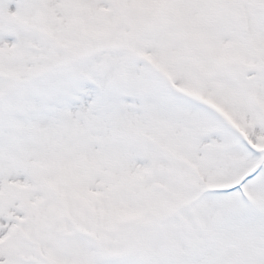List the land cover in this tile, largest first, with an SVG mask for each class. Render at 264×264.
Instances as JSON below:
<instances>
[{"label":"snow or ice","instance_id":"1","mask_svg":"<svg viewBox=\"0 0 264 264\" xmlns=\"http://www.w3.org/2000/svg\"><path fill=\"white\" fill-rule=\"evenodd\" d=\"M0 264H264V0H0Z\"/></svg>","mask_w":264,"mask_h":264}]
</instances>
